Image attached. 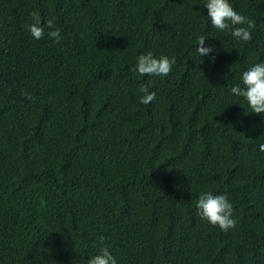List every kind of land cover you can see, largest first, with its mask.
Returning a JSON list of instances; mask_svg holds the SVG:
<instances>
[{"label":"trees","instance_id":"trees-1","mask_svg":"<svg viewBox=\"0 0 264 264\" xmlns=\"http://www.w3.org/2000/svg\"><path fill=\"white\" fill-rule=\"evenodd\" d=\"M231 3L248 41L202 0H0V264H84L101 244L118 264H264V114L228 91L264 60V0ZM33 10L59 42L30 36ZM148 50L172 70L130 71ZM204 189L228 193L234 227L197 214Z\"/></svg>","mask_w":264,"mask_h":264},{"label":"clouds","instance_id":"clouds-1","mask_svg":"<svg viewBox=\"0 0 264 264\" xmlns=\"http://www.w3.org/2000/svg\"><path fill=\"white\" fill-rule=\"evenodd\" d=\"M203 7L207 10L206 15L213 29L220 33H230L238 41H248L252 36V29L255 26L253 19L234 9L231 0H202ZM31 22L25 27L34 39H40L47 35L53 38V42L62 39L61 29L55 24V17H42L38 11L30 13ZM195 56L204 60L207 58L210 63H215L216 49L213 46H205V37L196 38ZM191 55V54H190ZM175 56L166 53L154 54L151 50L139 53L135 63L130 65L129 70L138 74L166 75L175 64ZM233 97H242L250 111L257 114H264V60L250 63L239 74V80L232 83L228 89ZM138 101L142 104H149L156 93L149 90L148 86L141 83L137 87ZM32 98L31 93H24ZM246 112V111H245ZM259 149L264 151V143L259 144ZM197 214L209 224L217 225L223 231L235 226L237 219L233 215V203L226 192H214L211 189L201 190L195 199ZM104 239L103 236L100 237ZM84 264H118L117 257L109 250L107 244H101L98 250L87 255Z\"/></svg>","mask_w":264,"mask_h":264}]
</instances>
